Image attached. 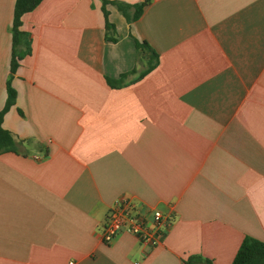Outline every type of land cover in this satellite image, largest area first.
Masks as SVG:
<instances>
[{
  "label": "crops",
  "instance_id": "crops-1",
  "mask_svg": "<svg viewBox=\"0 0 264 264\" xmlns=\"http://www.w3.org/2000/svg\"><path fill=\"white\" fill-rule=\"evenodd\" d=\"M106 1L115 41L102 0H42L11 72L15 0H0L17 149L0 154V264H231L245 237L264 242V0H150L130 21L144 0ZM143 41L158 63L136 81ZM122 195L173 216L159 245L102 243Z\"/></svg>",
  "mask_w": 264,
  "mask_h": 264
},
{
  "label": "trees",
  "instance_id": "trees-1",
  "mask_svg": "<svg viewBox=\"0 0 264 264\" xmlns=\"http://www.w3.org/2000/svg\"><path fill=\"white\" fill-rule=\"evenodd\" d=\"M42 0H15L14 9H13V21H12V45H13V54H12V61H11V72H14L17 63L15 58H19L20 55L16 54L15 48L16 45L19 43L22 33L19 30L21 25V17L33 11L41 2ZM150 0H144L142 3L132 6L133 7V14L132 17L128 20H135L137 19L141 12L142 8L149 2ZM109 3L106 0H102V7L101 11L104 17L105 22V30H106V38L111 41H115V37L112 34L115 32L114 26L108 20V12L105 8V5ZM113 4L119 9V11L128 18L127 10L130 8L129 5L119 2H113ZM137 51H147L148 58L145 60L146 67L139 73L136 81L142 79L145 75L151 72L158 63L157 54L147 45L146 42H135ZM140 53V52H139ZM140 57V56H139ZM135 73V70L132 69L131 71L121 74L117 79H106L107 83L110 86H122L125 84L124 80L128 75ZM15 91L7 87V99L5 106L0 111V154L4 152H16V144L14 138L10 134L9 131L5 130L2 127V119L5 113L9 110L10 106L15 101ZM185 264H213L210 260L202 259L198 256H191L185 262ZM231 264H264V242L258 241L256 239L245 237L240 247L238 248Z\"/></svg>",
  "mask_w": 264,
  "mask_h": 264
},
{
  "label": "built area",
  "instance_id": "built-area-1",
  "mask_svg": "<svg viewBox=\"0 0 264 264\" xmlns=\"http://www.w3.org/2000/svg\"><path fill=\"white\" fill-rule=\"evenodd\" d=\"M172 215L148 208L129 196H119L109 207L98 232L103 244L109 245L120 234L134 236L141 246L154 248L173 225Z\"/></svg>",
  "mask_w": 264,
  "mask_h": 264
}]
</instances>
